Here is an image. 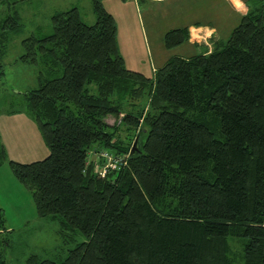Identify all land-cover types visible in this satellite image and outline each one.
<instances>
[{
  "label": "trees",
  "instance_id": "obj_1",
  "mask_svg": "<svg viewBox=\"0 0 264 264\" xmlns=\"http://www.w3.org/2000/svg\"><path fill=\"white\" fill-rule=\"evenodd\" d=\"M21 1L0 0V72ZM90 3L92 24L73 6L51 15L50 32L22 40L37 86L17 103L48 153L12 170L64 242L84 237L26 264H235L229 236L240 264H264V0H247L210 50L170 56L151 75L125 65L114 16ZM189 37V25L168 29L163 46ZM92 149L122 165L101 174Z\"/></svg>",
  "mask_w": 264,
  "mask_h": 264
},
{
  "label": "rangeland",
  "instance_id": "obj_2",
  "mask_svg": "<svg viewBox=\"0 0 264 264\" xmlns=\"http://www.w3.org/2000/svg\"><path fill=\"white\" fill-rule=\"evenodd\" d=\"M244 2L236 1L240 12L245 11ZM185 2V0H182ZM208 1L206 3L209 6ZM214 10L207 15L198 16L202 20L215 23L225 33L239 22L241 14L230 0H212ZM135 0H103L107 10H111L117 24V43L119 53L125 65L151 75L152 66L160 67L173 55L188 56L198 52L188 43L167 49L163 46L166 30L175 27L172 17L166 10L169 5L160 2H139ZM76 6L82 20L87 24L95 21L90 0H22L17 3L21 30L9 40L6 53L2 58L3 71L0 72V145L4 156L0 160V249L4 251V264H26L31 254L41 258H54L57 253L64 254L66 249L84 240L76 234L74 240L63 241L57 219L39 216L36 212L32 191L20 182L13 173L11 161L31 162L45 157L48 148L41 136L36 120L29 115L18 102L21 93L37 86L38 66L23 62L20 55L24 52L22 40L31 34L50 32L51 15L58 10ZM200 6L197 8L200 9ZM201 7H205L204 5ZM172 10V9H171ZM192 16V15H191ZM190 16V17H191ZM185 18L183 19V21ZM187 21V20H186ZM177 26V25H176ZM228 29V30H227ZM224 30V33L222 32ZM196 35V32H192ZM197 37V36H196ZM123 116H108L109 124L118 123ZM89 155L93 159L98 151L92 149ZM97 161V160H96ZM7 240L4 242V239ZM240 264V243L236 237H228ZM5 244V245H4Z\"/></svg>",
  "mask_w": 264,
  "mask_h": 264
},
{
  "label": "crops",
  "instance_id": "obj_3",
  "mask_svg": "<svg viewBox=\"0 0 264 264\" xmlns=\"http://www.w3.org/2000/svg\"><path fill=\"white\" fill-rule=\"evenodd\" d=\"M135 1L137 2V4L141 1L142 2H146V1L160 2V3H164L168 5L170 4L169 10L165 11L168 17H172V21L170 20V22H172L175 27H179L181 25H189L190 37L186 43H188L189 45L195 48H198L199 49L198 51L203 50L205 47L208 50H210L211 41L219 39V38H223V36L225 35L224 30H223L222 32L224 34L221 36V31L219 30L218 26L215 25V23H213L212 21L202 20V18H198V16L207 15L209 10L210 11L214 10L215 4L212 3V0H185V2H182V0H135ZM208 1H210L209 6L206 4ZM230 1L231 3L232 2L234 3L233 5L237 8L238 12L242 15L244 11L240 12V8H239L240 6L238 7V3H236V1L238 2L240 1L244 2V1L243 0H230ZM104 4H105V0H104ZM200 4L201 6L204 5L205 7L200 6V9L197 8V6H199ZM108 11L114 16L111 10H108ZM184 18L185 20L183 21ZM175 27H172V28H175ZM193 31L196 32V35L192 33ZM164 62L165 60H162V63ZM152 68L153 69L151 70V72L153 73L154 69L157 67L152 66Z\"/></svg>",
  "mask_w": 264,
  "mask_h": 264
},
{
  "label": "built area",
  "instance_id": "obj_4",
  "mask_svg": "<svg viewBox=\"0 0 264 264\" xmlns=\"http://www.w3.org/2000/svg\"><path fill=\"white\" fill-rule=\"evenodd\" d=\"M97 159H94L95 161H102L100 167V173L104 174L108 168L116 169L119 166L122 165V159L120 157L115 156L113 153H111L108 150H100L98 151V155H96Z\"/></svg>",
  "mask_w": 264,
  "mask_h": 264
},
{
  "label": "water",
  "instance_id": "obj_5",
  "mask_svg": "<svg viewBox=\"0 0 264 264\" xmlns=\"http://www.w3.org/2000/svg\"><path fill=\"white\" fill-rule=\"evenodd\" d=\"M136 143H137V136L135 137L134 142H133V144L131 146L130 154L133 153L134 149L136 148Z\"/></svg>",
  "mask_w": 264,
  "mask_h": 264
}]
</instances>
